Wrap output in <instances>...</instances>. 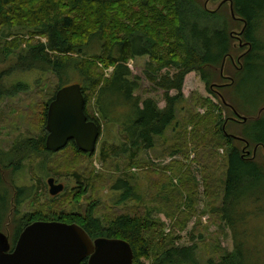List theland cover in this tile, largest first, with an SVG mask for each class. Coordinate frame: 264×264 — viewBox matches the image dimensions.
<instances>
[{
  "label": "trees",
  "instance_id": "trees-1",
  "mask_svg": "<svg viewBox=\"0 0 264 264\" xmlns=\"http://www.w3.org/2000/svg\"><path fill=\"white\" fill-rule=\"evenodd\" d=\"M225 3L229 6L228 15L219 7L207 10L201 0H0L1 60H16L12 65L15 70L50 74L42 84L44 89L37 90L33 105L22 109L36 135L14 142L4 157L0 153V165L3 159L8 162L5 167L0 166V228L13 225L11 237L8 234L11 248L27 225L37 221L61 222L78 225L92 240L105 237L126 241L133 252V264H246L233 232L235 246L231 252L202 262L195 244L176 245L177 238L173 233L165 234L164 224L152 213H164L173 227L182 230L186 226L199 202V183L191 169V164L196 163L200 165L203 196L213 203H209L212 213L232 230L234 212L264 194L263 164L255 159L256 154L250 156L249 151L237 146L238 143L246 149L264 150V115L248 120L254 115L230 105L227 108L236 119L245 118L239 136H232L225 131L228 121L223 119L218 105L203 99L200 106L205 109L204 114L189 118L193 131L184 133L180 142L164 150L165 157L181 154L186 160L193 151L190 161H172L160 169L137 161L138 154L153 149L173 122L188 74L196 73L212 94L215 71H222L233 49L232 24H241L239 47L247 48L239 57L236 79L252 61L262 59L264 42L259 31L264 23V0ZM93 44L98 50L92 48ZM86 49L95 54H88ZM141 57L148 58L143 77L151 86L149 91L162 92L163 108L153 98L135 96L141 88L140 78L133 75L128 63ZM69 69L85 81L80 84L84 113L99 128L110 112L107 107L112 110L114 103L113 94L108 91L118 84V101L127 107L129 118L128 125L120 124L124 133L121 145L102 143L97 153H84L70 141L58 153L46 150L47 107L55 92L64 87L62 82ZM108 69L112 71L107 77ZM7 73L8 70L0 74V102L27 92L23 83L7 86L3 82ZM241 82L239 79V85ZM95 155L103 167L114 159H123L122 174L148 165L147 197H138L134 205L126 203L137 197L128 177L93 175L90 165ZM44 162L52 174L70 175L74 187L40 204L31 187H18L13 180L6 184L2 170L10 168L15 174L24 163L44 166ZM174 168L179 173L176 184L167 173ZM109 185V190L117 193L115 205L97 198L98 190ZM146 200L155 208L148 209ZM24 204L29 212L11 221V213ZM81 264H87V260Z\"/></svg>",
  "mask_w": 264,
  "mask_h": 264
},
{
  "label": "rangeland",
  "instance_id": "rangeland-1",
  "mask_svg": "<svg viewBox=\"0 0 264 264\" xmlns=\"http://www.w3.org/2000/svg\"><path fill=\"white\" fill-rule=\"evenodd\" d=\"M206 9L209 11L215 9H222L223 13L228 15L229 6L227 3H223L224 0H201ZM223 4V5H222ZM220 5V6H219ZM219 7V8H218ZM231 30L233 31L232 46L233 49L224 61V65L215 71L213 78L214 87L211 88L212 94L208 92L205 84L201 81L196 73L188 74L184 79L182 87V100L176 105V116L163 137H159L155 142V147L151 150H145L138 154L137 161L141 164L151 163V167L160 169L167 166L172 161H182L186 163L194 157V152L190 151L189 158L186 160L181 154L173 156H164V150L168 147L175 145L182 140L184 133L193 131L194 127L189 122L190 115L204 114V110L200 104L203 99H209L214 104L218 105L222 113V117L225 121H228L225 126L227 134L236 136L244 128L240 119H236L231 110L228 108L233 105L235 108H244L247 112L251 113V117L248 120H255L261 115H264V54L260 61H252L249 64V69L245 70L241 74L240 78L242 82L239 85V79H236L240 60L244 53H246V47H239L240 42L238 40V34L241 30L240 23L232 24ZM259 36L264 42V23H262ZM10 39L7 38V40ZM36 40L38 38L36 37ZM41 42L45 43L44 39ZM241 46V45H240ZM92 48L97 49L96 44H93ZM88 54H95L92 49L85 50ZM148 61L147 57H141L136 60L130 61L128 66L133 75L140 78L141 88L135 94L139 95L141 99L147 97L153 98L157 101L159 108L164 107L161 91H149L151 89L150 84L143 77L144 65ZM16 60L8 58L6 61L1 60L0 56V74L8 70L7 76L3 77V82L7 86L12 84L23 83L26 86L27 92L18 93L12 99H5L0 102V153L4 157L5 153L10 149V146L21 138L34 137L37 132H32V128L29 125L32 123L29 119H24L26 114L22 111L26 106L33 105L36 97L38 96L37 90L39 88L44 89L42 84L49 79V73H39L36 71H19L12 69V65ZM112 69L106 71L108 77ZM164 72V71H163ZM162 72V73H163ZM221 76V77H220ZM236 79V82H235ZM231 80L233 83L231 84ZM85 83L82 76L77 72L70 70L67 72L66 77L62 84L64 86L72 84ZM118 84L113 85L111 92L113 94L114 103L112 104V110L107 107L106 111H110L107 118L101 120L100 137L96 145V151L100 148L102 143L121 145L124 142V133L121 130L120 124L128 125L127 107L120 105L117 95ZM148 91V92H146ZM146 92V93H145ZM171 95H175V92H170ZM221 98H219L218 96ZM220 99L225 101V105L220 103ZM262 103V104H260ZM260 104V105H259ZM259 105V106H258ZM258 106V108H257ZM228 107V108H227ZM257 108V110H256ZM255 111V112H254ZM254 112V113H253ZM240 150L249 151L250 156L254 153L255 159L261 162L264 166V150L262 148L255 147L244 148L241 144L237 143ZM221 155V150L218 151ZM245 153V152H244ZM191 158V159H190ZM123 159H114L113 162L108 163L105 167L100 164L97 156L93 158L91 162V168L93 175L102 174H114L116 177L127 176L130 185L134 189V199L127 201L129 205L137 204L136 199L138 197L146 198L148 191V178L147 166L141 170L133 167L127 174H122ZM45 163V164H44ZM43 165L24 163L20 171L15 174L12 173L10 168L2 170L6 184H10L13 180V184L18 187H31L34 193L37 192L35 201L37 203H45L50 201L52 197L48 194L46 180L49 177L54 178L61 183L65 189L70 190L74 187V179L70 175L66 174H52L48 169L47 162ZM8 165V162L3 159L1 167ZM87 167V166H86ZM120 168V171H119ZM191 169L199 183V202L195 208V213L191 220L187 222L186 226L181 230L172 226V222L165 216L164 213L153 212V217L161 221L164 224L165 234L173 233V237L177 238L176 245L189 246L196 245L198 247L197 254L200 261H205L207 258L212 257L217 259L223 252H231L234 249L235 236L238 242L239 249L242 250L243 258L246 264H264V194L259 197L258 201H250L251 203H243L240 209H237L233 214V227L229 229L224 223L218 221L212 213L213 203L203 196L202 178L200 174V165L196 163L191 164ZM112 170V171H111ZM173 176V183H177L179 173L176 168L167 172ZM221 182V179H220ZM38 188V191L36 190ZM110 185L101 187L97 192V198L101 201L115 205L116 192L109 190ZM97 189V187H96ZM65 191V190H64ZM96 192V191H95ZM66 194V192H63ZM63 194V195H64ZM259 194V193H258ZM56 198V197H55ZM126 203L119 205L124 206ZM211 203L212 205H210ZM146 206L148 209H154L155 206L146 200ZM13 211V210H12ZM29 212V207L21 206L20 209L14 210L10 220H19ZM5 226V224H4ZM0 228L5 234H10L13 231V225H6ZM217 250V251H216ZM216 251L215 254L212 252ZM220 252V253H219ZM147 264V263H145Z\"/></svg>",
  "mask_w": 264,
  "mask_h": 264
},
{
  "label": "water",
  "instance_id": "water-1",
  "mask_svg": "<svg viewBox=\"0 0 264 264\" xmlns=\"http://www.w3.org/2000/svg\"><path fill=\"white\" fill-rule=\"evenodd\" d=\"M226 0L223 1V3ZM230 14L234 17L230 6ZM80 84L59 88L49 102L45 121V148L58 153L70 141L84 153H94L100 128L84 113ZM245 122V118H242ZM48 194L64 190L54 178L46 180ZM133 264L130 245L122 239L92 240L78 225L61 222H33L19 234L13 248L8 234L0 231V264Z\"/></svg>",
  "mask_w": 264,
  "mask_h": 264
},
{
  "label": "flooded vegetation",
  "instance_id": "flooded-vegetation-1",
  "mask_svg": "<svg viewBox=\"0 0 264 264\" xmlns=\"http://www.w3.org/2000/svg\"><path fill=\"white\" fill-rule=\"evenodd\" d=\"M237 38H238V37H237ZM47 179H48V178H47ZM55 181H56V180H55ZM56 184H61V183H59L58 181H56ZM47 190H48V189H47ZM64 190H65V187H64ZM64 190H63L62 192H64ZM62 192H61V193H62ZM61 193H60V194H61ZM58 195H59V194H58ZM51 197H52V196H51Z\"/></svg>",
  "mask_w": 264,
  "mask_h": 264
},
{
  "label": "bare ground",
  "instance_id": "bare-ground-1",
  "mask_svg": "<svg viewBox=\"0 0 264 264\" xmlns=\"http://www.w3.org/2000/svg\"><path fill=\"white\" fill-rule=\"evenodd\" d=\"M207 32V31H206ZM45 127V126H44ZM46 132V131H45ZM242 142V141H241Z\"/></svg>",
  "mask_w": 264,
  "mask_h": 264
}]
</instances>
